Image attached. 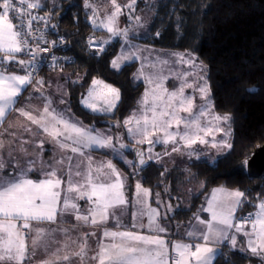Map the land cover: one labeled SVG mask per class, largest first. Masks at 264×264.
<instances>
[{
	"label": "snow or ice",
	"instance_id": "obj_1",
	"mask_svg": "<svg viewBox=\"0 0 264 264\" xmlns=\"http://www.w3.org/2000/svg\"><path fill=\"white\" fill-rule=\"evenodd\" d=\"M136 0H132L133 7ZM115 4V0H113ZM86 6L87 3H86ZM37 3L29 0H0V67L18 63L22 70L27 74L18 75L14 73L0 72V120L7 112L11 111L17 103V98L27 86L32 83V72L38 70V65L33 62L36 57V51L29 47L28 37L32 34V24L38 18L33 15L32 9H37ZM120 14L119 7L107 18L104 25L107 31L114 36L118 34L114 25L117 16ZM27 18V24H25ZM139 18H137L138 20ZM27 29V30H26ZM127 37L125 30L122 33ZM39 44V41H36ZM52 47H55L53 42ZM103 50V49H102ZM40 67L43 66L44 55L49 51L47 48H39ZM18 54H30L33 60L25 62L18 60ZM52 64L57 63L56 57H52ZM127 59V58H126ZM119 57L111 62L113 69H119ZM168 63V61H164ZM180 63L188 69L198 67L195 57L180 54ZM171 77H161L159 74H151L148 77L150 87L145 91L142 100L141 111L138 115L134 114L124 121V127L130 137L138 138L137 143H148L149 145L163 143L172 144V151H180L176 147L180 141L184 142L185 147H191L199 142L206 144L204 137L214 133H224L225 129L218 126H208L211 121L219 122L221 119L227 122L229 117L225 115L212 117L211 120L202 124L200 121L206 117L207 108H197L194 99L185 94V89L196 87L203 98L208 96V85L206 76L199 75L202 84L189 83L192 78L191 71H185L182 74L183 83L178 89L171 92L163 87L161 80H167ZM180 79L181 77H177ZM43 85V80L36 81ZM36 91H40L37 89ZM250 93L254 89H248ZM121 99L120 90L101 80L93 79L92 87L88 90L87 96L81 100L82 106L90 109L93 113L100 112L104 114L113 113L118 107ZM45 106L42 112L33 115L30 111L20 108L17 111L21 116L26 117L33 125L43 129L52 141L58 145L61 150H69L73 155L66 157L67 167L65 168V157L48 162V167L43 170V179L33 180L29 174L34 170L35 161L29 159L28 167L19 165L18 171L14 167L13 171L3 174L5 166L0 161V264H26L29 257V247L26 244L27 232L31 227V222H48L55 224L58 218L66 215H72L78 222L85 225L99 227L106 225L110 221H115L117 230H105L103 238L108 240L107 245L101 244L99 252V264H210L212 257L219 249L214 250L208 246L210 239L214 236L217 240L226 243L229 238L234 246L236 237L230 236L229 230L235 226L238 233L247 236L255 235L259 241L257 246H253L255 241L249 239V250L254 255L264 254V201H261L257 207L259 212L248 214L241 218V222L233 223L235 211L241 204V199L245 193L240 190L227 191L220 198L213 197L209 201L208 207L204 211L211 213L210 221L200 220L201 224H207V232L202 233L204 244H185L174 243L172 252L176 257L170 255L167 243L158 235H143L131 230H122L119 217L128 211L130 201L124 191V179L120 172L115 168L111 161L106 166H100L93 169L92 157L87 155L84 149L111 150L112 156L119 159L123 153L120 151L126 147L119 143V148L113 144L111 135L105 136L95 129H87L67 117L65 110H58L51 101L44 98ZM61 104L65 100H60ZM102 105V106H101ZM180 113H186L187 117ZM118 126V125H117ZM175 127V131L171 130ZM163 132L164 138L161 140L156 134ZM204 136H200L199 133ZM119 138L117 137V142ZM44 141H40L37 149L43 147ZM223 145L231 149L232 145L226 140ZM216 145L213 144V147ZM3 144L0 143V148ZM23 151V148L21 149ZM28 153L25 152V155ZM87 155L88 164L78 157ZM140 154L138 153V156ZM125 163L132 164L130 161ZM140 165L145 161L141 158ZM134 166V165H133ZM223 191V190H221ZM150 195L149 190L142 187L141 183L136 184V202L137 211L132 213L134 223L132 228L136 227V221L145 214L144 208L147 207L146 201ZM143 197V198H142ZM79 201H86L89 205L86 213L81 211ZM148 221L151 227L156 223L159 213L156 209H148ZM199 219V217H197ZM248 226L251 232L245 231ZM157 231L163 233L166 231L163 227H158ZM37 240L43 235V229H37ZM88 233L87 235H94ZM211 234V235H210ZM193 236L192 232L188 233ZM36 244V240L33 241ZM194 248V250H192ZM83 246L80 252L75 255H83ZM68 260V256L63 257Z\"/></svg>",
	"mask_w": 264,
	"mask_h": 264
},
{
	"label": "trees",
	"instance_id": "obj_2",
	"mask_svg": "<svg viewBox=\"0 0 264 264\" xmlns=\"http://www.w3.org/2000/svg\"><path fill=\"white\" fill-rule=\"evenodd\" d=\"M37 2L39 7L35 10L53 20L58 33L68 41V53L74 57L73 64L57 67L74 79L68 88L71 112L89 128H110L115 122L121 125L141 97L142 84L133 79L136 63L118 70L110 66L119 42L102 44L98 57L88 50L87 36L92 35L102 42L97 37L99 30L91 25L85 10L87 0ZM155 5L150 35L138 41L162 50L191 52L206 66L212 108L216 115L229 117L232 147L214 163L192 164L186 171L166 174L162 167L150 162L140 171L142 183L154 189L173 180L177 193L186 178L202 184L203 191L190 199V209H178L172 217L183 224L194 217L210 189L240 190L245 193L236 213L241 219L247 212L254 213L257 205L264 201V176L250 178L246 172V163L256 146L264 143V0H160ZM17 57L21 58L19 54ZM16 66L15 63L5 65L6 69L0 67V71L25 73ZM93 79H103L120 90L121 99L113 113H93L82 106V95ZM251 88L258 91L249 93L247 90ZM120 167L125 170L122 164ZM127 178L130 177L127 175ZM253 261L255 259L244 254L222 249L213 264Z\"/></svg>",
	"mask_w": 264,
	"mask_h": 264
},
{
	"label": "rangeland",
	"instance_id": "obj_3",
	"mask_svg": "<svg viewBox=\"0 0 264 264\" xmlns=\"http://www.w3.org/2000/svg\"><path fill=\"white\" fill-rule=\"evenodd\" d=\"M38 0H29V2L37 3ZM160 0H136L133 7H128V5L132 4V0H115V4H113V0H87V5L85 4V10L89 14V19L91 22V25L94 27H99L98 32V40L102 42V44H111L113 42H119V48L117 53L111 57L110 59V66L111 62L119 57L118 63L121 65L120 68H122L125 65H129L132 63H136V67L133 72V79L136 83L142 84V92L141 97L139 99V102L136 104V108L132 111V113L126 117L122 122L121 125H124V121L128 119L129 117H132L134 114L138 115L141 111L142 107V100L144 97L145 91L150 87L148 83V77L151 74H159L161 77H171L167 80H161L163 87L167 88L169 92L178 89L183 83L182 74L185 71H191L192 72V78L188 81L189 83L196 84H202L199 80V75L206 76V66L199 60H197L196 56L188 51H178V50H162L155 48L154 46H148L140 43L138 40L145 38L150 35L151 32V25L153 22V18L155 15L154 7L155 4L159 2ZM117 7H119L120 14L116 18L115 22V29L117 30L118 34L113 35L107 31L105 28V24L107 23V18L111 16L113 12L116 11ZM137 18H139L137 20ZM127 31L128 35L125 37L122 33L124 31ZM180 54H186L187 56L195 57L196 64L198 67L194 69H188L186 66L180 64V63H173L174 61H179ZM127 58V59H126ZM164 61H168V63H164ZM112 67V66H111ZM119 68V69H120ZM63 68H57L52 71H50L48 76H53L54 73H57V77H53L50 82H47L46 84V90H45V96L47 94L52 98L51 102L53 103V106L57 108L58 110H65L66 115L68 118H70L74 122H78L79 120L75 117V115L71 112L70 107L67 102L68 96V88L69 84L74 82V79L70 77V74L68 72L63 71ZM118 70V69H117ZM181 77L178 79L177 77ZM70 77V78H69ZM77 78V82H79V78ZM105 83L103 79H98ZM73 81V82H72ZM206 83L208 85V82L206 80ZM113 86V85H112ZM40 87V86H39ZM38 87V88H39ZM92 87V83L87 88L84 95H82V99H84L87 96L88 90ZM114 87V86H113ZM40 89V88H39ZM47 91V93H46ZM185 94L188 96L193 97L194 103L197 106V108L206 107L207 113L206 117L202 119L200 122L202 124L206 123L207 121L211 120L212 117L219 116L216 115L212 108V100H211V93L208 85V96L207 98H203L201 96V93L198 91L196 87H193L191 89H185ZM68 96V97H67ZM36 99L39 100V98L31 99V102L34 104V107H39V103L36 106ZM65 100L64 104L60 103V100ZM81 99V100H82ZM43 108L44 105L42 104ZM90 110V109H89ZM33 115L34 111L30 110ZM181 116L187 117L186 113H180ZM223 118L222 116H220ZM78 120V121H77ZM224 128V133H214L215 140L213 139V135H209L207 137H204L207 141L206 144H199L197 142L196 144L192 145L191 147H185L184 142L180 141L176 147L180 148V151L173 152L172 151V144H163V143H156L149 145L148 143H137L136 140L138 138H133L130 136H126L128 141L133 143V145H141L145 147V150H143L145 157L147 161H154L159 167H162V169L168 173H172L174 171H186L189 165L191 164H197V163H213L214 160L221 157L226 150L228 149L223 145V141L226 140L229 143L230 138V130H229V120L227 122L223 121L221 119L219 122L211 121V123L208 126L215 127L217 126ZM118 125V126H117ZM121 125L118 122H115L111 125V127H101V128H89V129H95L97 132L103 133L105 136L111 135L113 132V129L120 128ZM81 126V125H80ZM85 127V126H84ZM175 131V127L171 129ZM127 132V129H126ZM117 133V132H116ZM118 135V134H117ZM161 140L164 138L163 132H158L156 134ZM200 136H204V134L201 132L199 133ZM116 137V135L114 136ZM113 138V136H112ZM116 143V141H115ZM127 143V142H126ZM136 143V144H135ZM213 144L216 146L213 147ZM139 147V146H136ZM141 148V147H139ZM90 150H95L97 152H100L102 154H93L94 157H92L91 163L94 164L93 169L100 166H106L107 162L111 161L115 168L120 172L124 179L125 187H129V184H134L133 189V195L126 194L127 198L131 202L128 206V211H126L122 216L119 217L120 224L124 226L122 230H131L136 233H141L143 230L147 231H154L155 228L149 226L148 221V209H156L159 213V215L162 216V218H166L167 215H171L173 209H182V210H188L190 209V199L193 196L198 195L203 191V185L195 183L193 181L189 182L187 178L179 185V191L181 194L174 191V182L173 180H170V183L167 185H162L160 188H154L149 189L146 186H143V188L148 189L150 195L147 198H143L146 201L147 207L144 208L145 214L138 218V220L135 222L136 227L132 228V224L134 223L132 219V213L137 211V207L135 206L136 202V184L139 182L142 184L143 176L139 175L140 170L136 167L135 162H133V158L128 156L129 159H125L126 161H130L134 163L128 164L125 163L124 160L121 158V163L125 164L124 169L120 167V158L115 159L112 156L111 150L109 149H99L93 147ZM146 152V153H145ZM87 159V157L85 158ZM86 166V162H85ZM137 170V171H136ZM137 172V173H136ZM139 173V174H138ZM125 175V177L123 176ZM127 175L129 177L132 176V179L127 178ZM124 187V188H125ZM125 191V190H124ZM206 194H204L203 199ZM203 203V201H202ZM172 205L175 206V208L171 209ZM173 206V207H174ZM89 205H85V209H88ZM201 206H199L200 209ZM198 209V210H199ZM165 210H167L165 212ZM198 210L195 213V216L191 223L187 225L188 230L193 229L199 233H202L203 229L198 228L199 227V219L198 217ZM161 211V212H160ZM249 213V212H247ZM251 213V212H250ZM256 211H254L255 214ZM246 215V214H245ZM238 219V217H237ZM238 221H240L238 219ZM102 230L99 232H96L94 238L90 240H85L79 242L76 244V247L79 249V252L81 250V247L83 246L84 254L81 255H68V254H62L61 258L63 259L64 256H68V260H62L61 264H99V252L101 244L107 245L109 243L108 240L103 238V232L105 230H115L117 228L115 221H110L106 225H101ZM176 226L179 228L182 226L181 223L176 222ZM182 228V227H181ZM179 230V229H178ZM249 236L246 240V245L249 247L248 241ZM255 246V244H253ZM77 256V257H76Z\"/></svg>",
	"mask_w": 264,
	"mask_h": 264
},
{
	"label": "crops",
	"instance_id": "obj_4",
	"mask_svg": "<svg viewBox=\"0 0 264 264\" xmlns=\"http://www.w3.org/2000/svg\"><path fill=\"white\" fill-rule=\"evenodd\" d=\"M94 28L99 30V27L96 28L94 26ZM17 59L23 60L22 58H18V57ZM15 64H17L16 66L17 69L22 70L18 63ZM48 73L49 72H45L42 73L37 78H33L32 83L29 84L26 90H24L22 94L18 96L17 103L14 105L12 110L7 112L6 116L2 120H0V143L3 144V147L0 148V161H3L4 163L5 171L3 174L5 175L7 173L12 172L14 167L18 171V167L21 164H23L24 167H28L27 161L29 159H32L35 161V165H34V170L29 174V178L33 180L43 179L44 176L42 172L44 169L48 167L49 161L53 160V158L59 160L63 156L65 157V168H66L67 167L66 157L68 155H73L70 152V149L69 150L59 149L58 145H56L52 141L51 137L47 133H45L43 129L38 128L36 125H33L31 121H29L26 117L21 116L20 113L17 111L20 108H24L26 111L33 110L34 114L36 115L37 113L43 111L42 104L45 106L44 98H47L48 101L52 100V98L48 94L47 96H45L46 84L47 82H50V80L53 77H57V73H54L52 77L48 76L49 75ZM14 74L25 75V73L22 74L17 72ZM39 80H43L44 82L43 85H39L36 83V81ZM38 87L40 88V91H36L37 89H39ZM34 98H39V100L36 99L37 102L36 106L39 103L38 108L34 107L33 106L34 104L31 102V99ZM67 102L69 105V98H67ZM100 114H104V113H100ZM78 122L79 125L84 127V125L80 121ZM84 128L89 129V127L86 126ZM111 133L113 136V144L116 148H119V143L124 144V142L128 141L126 137L128 134L126 132V128L124 127V125L123 126L121 125L119 129L115 127L113 129V132ZM115 135L116 137H114ZM117 137L119 138L118 142H117ZM40 141H44V144L43 147L38 150L37 145L39 144ZM136 146H139L143 150H145V147L139 144H137ZM22 148L23 151L21 150ZM84 151L87 155H90L91 157H94L93 154H102L100 152H97L95 150L92 151L90 149H84ZM120 151L123 153V155L120 156L119 163L125 166L123 161L121 163V158L122 160L126 161L125 159H129L128 157L129 155L125 153L123 150ZM25 152H27L28 154L25 155ZM87 155L83 157H78L80 160L84 162V164L86 162V166L88 164V160L85 159ZM216 160H214L213 163ZM150 162L155 163L154 161H150ZM92 166H94V164H92ZM123 176L125 177V175ZM130 178H132V176ZM133 189H134L133 183H131L130 188L129 187L124 188L125 192L130 195H133ZM227 191H232V190H227L221 187H215L210 189L208 192H206V195L203 199V203L200 205L201 207L198 210V217H199L198 228L203 229L202 233L207 232L208 229H207V224H201L200 220L206 222L211 220V213L204 211V209L208 207L209 201L213 199L214 195L215 197L220 198L223 196V193ZM241 203H242V199H241ZM79 204L81 211L86 213L87 209H85V205L87 204V202L79 201ZM173 206L174 205L171 206L172 207L171 209L175 208V206L174 207ZM177 210L173 209L172 214L171 215L168 214L166 218L164 217L162 218V216L159 215L156 218V223L151 226L155 228L154 231H147L148 230L147 229L146 231L143 230L140 233L143 235L160 236L162 239L166 241L169 253L172 256L176 255L175 253L172 252V245L174 243H185V244H193V245L196 243L204 244V241L202 239V233H199L193 229L188 230L187 228V225L191 223L194 217L185 224L181 223L182 226H180L179 228L176 226L177 221L173 220L172 217L175 211ZM237 210L235 211L233 216L234 225L240 222L238 221L236 216ZM166 211L167 210H165V212ZM258 212L259 209L257 208L256 213ZM158 227H163L166 229V231L160 233L157 231ZM37 229L44 230L43 235L38 240H37V232H36ZM100 230H102V226L95 227V226L85 225L82 222L76 221L72 215H66L62 218H58V221L55 224H50L48 222L33 221L31 222V227H30V240L27 243L29 247V257L26 260V264H61L63 259H59L58 261H54V260H57V258L59 257L61 258L62 254H68L74 256L75 253L79 252V249L76 247V244L79 242V240H81V242L85 240H90L94 238L96 232H99L100 234ZM245 231L251 232L250 227L246 226ZM189 232L193 233L192 237H189L188 235ZM229 232H230V236L236 237V244L234 246L232 245L230 238L226 243L217 240L214 236L210 239L208 246L212 247L214 250L219 249V251L216 252L215 256L212 257L210 264H213L219 253H221L222 249L238 252L252 259H255V261L250 262L249 264H264V254H261L259 256L254 255L249 250V247H247L246 245V240L248 238L247 235L236 232L235 226L232 229H230ZM88 233H95V234L87 235ZM249 238L255 241L256 243L254 244L255 246H257V244L259 243L257 237L255 235H252L249 236ZM34 240H36L35 245L33 244ZM192 250H194V248ZM191 264H195V261H192Z\"/></svg>",
	"mask_w": 264,
	"mask_h": 264
},
{
	"label": "built area",
	"instance_id": "obj_5",
	"mask_svg": "<svg viewBox=\"0 0 264 264\" xmlns=\"http://www.w3.org/2000/svg\"><path fill=\"white\" fill-rule=\"evenodd\" d=\"M31 11L33 15L37 16L38 18H46V19H37L32 24V34L28 37L30 43L29 47L36 51V57L33 60L30 54H21L28 62L29 60H33L34 63L38 65V70H33L32 72V79L37 78L42 72L47 70H52L57 68L61 65H71L73 64L74 57L68 53V41L67 39L58 33L55 28L54 23L52 22L51 18L47 14H42L36 11L35 9L27 10ZM25 24H27V18H25ZM27 30V29H26ZM39 41V44L36 41ZM53 42L55 43V47H52ZM87 48L89 51H92L96 57L100 55L103 49L102 43H99L95 37L89 35L85 39ZM39 48H47L49 49L48 52L43 53L44 61L43 66L40 67V56L41 53L38 51ZM56 57L57 63L55 66L52 64V57ZM4 69H6L4 67ZM27 74V73H26ZM137 173V172H136ZM249 213L244 214L242 217L247 216ZM27 232L26 244L30 240V228L25 230ZM176 257V255H174ZM178 258V257H176Z\"/></svg>",
	"mask_w": 264,
	"mask_h": 264
},
{
	"label": "water",
	"instance_id": "obj_6",
	"mask_svg": "<svg viewBox=\"0 0 264 264\" xmlns=\"http://www.w3.org/2000/svg\"><path fill=\"white\" fill-rule=\"evenodd\" d=\"M257 91V89H254V91L251 93H256ZM124 144L126 145V147L122 150L127 154H131L136 167L140 171L145 169L148 166L149 161H147L143 149L136 146H132L125 142ZM138 153L140 154L139 156ZM141 158L145 161L143 166H141L139 162ZM246 172L250 178H260L264 176V143L262 145L256 146L251 157L246 163Z\"/></svg>",
	"mask_w": 264,
	"mask_h": 264
},
{
	"label": "bare ground",
	"instance_id": "obj_7",
	"mask_svg": "<svg viewBox=\"0 0 264 264\" xmlns=\"http://www.w3.org/2000/svg\"><path fill=\"white\" fill-rule=\"evenodd\" d=\"M36 11H37V10H36ZM51 20H52V19H51ZM52 22H53V20H52ZM90 52L95 56V54H94L92 51H90ZM19 55L21 56V54H19ZM95 57H96V56H95ZM21 58H22L24 61H26L25 58H24L23 56H21ZM25 74H26V72H25ZM125 143H126V142H125ZM155 164H156V163H155ZM156 165H157V164H156ZM191 165H192V164H191ZM191 165H189V167H190ZM189 167H188V168H189ZM188 168H187V169H188ZM142 185H143V183H142ZM143 186H144V185H143ZM239 220H240V222H241V219H240V218H239ZM237 253H238V252H237Z\"/></svg>",
	"mask_w": 264,
	"mask_h": 264
}]
</instances>
